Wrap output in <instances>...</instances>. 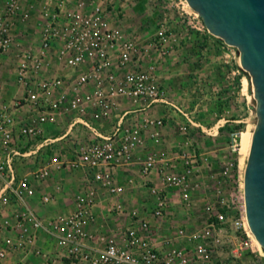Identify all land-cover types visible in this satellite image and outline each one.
Here are the masks:
<instances>
[{
  "label": "built area",
  "instance_id": "2783aa9c",
  "mask_svg": "<svg viewBox=\"0 0 264 264\" xmlns=\"http://www.w3.org/2000/svg\"><path fill=\"white\" fill-rule=\"evenodd\" d=\"M114 9L104 0H4L0 8V68L10 61L19 89L12 99L0 101V261L17 257L22 262L39 254L42 234L53 242L57 256L81 264H245L254 239L244 193L227 199L220 188L216 200L205 203L204 221L196 227L180 224L158 242L148 217L138 210L126 212L116 202L111 212L127 216L129 224L88 242L98 192L113 197L124 192L115 171L149 140L138 165L153 219L170 215L172 195L191 207L193 192L201 188L193 177L195 166L207 164L191 140L182 145L190 150L174 157L164 148L165 116H131L135 109L159 103L184 117L180 134L187 136L189 126H195L190 113L165 99L159 82L166 31L139 42ZM26 22L33 24L17 37L16 25ZM121 102L131 108L120 111ZM231 140L236 147L238 133L232 132ZM54 170L81 171L84 183L71 212L42 219L29 202L36 185ZM228 170L224 165L222 178ZM152 172L158 181L149 186ZM51 199L40 196L41 203ZM224 244L227 258L220 251Z\"/></svg>",
  "mask_w": 264,
  "mask_h": 264
},
{
  "label": "rangeland",
  "instance_id": "374dc122",
  "mask_svg": "<svg viewBox=\"0 0 264 264\" xmlns=\"http://www.w3.org/2000/svg\"><path fill=\"white\" fill-rule=\"evenodd\" d=\"M104 1L115 7L126 32L137 35L139 42L152 37L159 29L166 31V50L161 55L165 65L163 81L159 79L165 88V99L176 106L181 105L182 110L188 113L193 110L194 99H206L208 114L203 122V129L199 127L196 132L197 128L190 125L187 136L180 134L179 126L182 123L174 122V133L169 139L167 137V141L173 145L172 152L181 154L183 150H190L182 146L186 139L191 140L196 147V134L200 145V148H196L197 153H202L207 158L203 173L210 201L216 200L219 188L225 198L236 200L243 193V176L248 158L239 153L240 134L246 129H253L257 121L251 80L240 66L238 49L210 34L201 16L190 8L186 0ZM32 24L33 22H26L25 25L20 23V26L28 29ZM151 58H154V54ZM18 94L13 66L7 59L0 68V101L10 100ZM176 114L181 115L179 112ZM214 130L218 132L213 136ZM232 132L238 133L236 147H233L231 140ZM64 140L69 144L73 141L72 138ZM224 165L229 167L227 178L221 176ZM142 191L148 190L144 187ZM179 205L180 207H175L177 215L174 220L177 223L175 222L174 227L190 220V208ZM204 205L205 203L201 204L200 209ZM253 239L254 252H247L243 261H246L245 264H252L251 261L262 264L263 247L254 237ZM220 251L224 258L229 257V247L226 244ZM50 262L58 264L54 261H0V264H51ZM65 263L67 261L59 262Z\"/></svg>",
  "mask_w": 264,
  "mask_h": 264
},
{
  "label": "crops",
  "instance_id": "0c3cea01",
  "mask_svg": "<svg viewBox=\"0 0 264 264\" xmlns=\"http://www.w3.org/2000/svg\"><path fill=\"white\" fill-rule=\"evenodd\" d=\"M4 0H1L0 8L2 7ZM28 32L25 28H22L20 24L16 25L15 35L20 37L21 33ZM21 40V39H20ZM165 65L161 62L158 67V76L161 81L163 69ZM164 83V82H163ZM163 89H165L163 87ZM206 99H194L192 102V111L190 112L193 121L195 123V131L198 132V128L203 129V122L207 119L206 113ZM170 106V105H169ZM180 109H183L182 106H178ZM131 108L130 104L126 102H121L120 111ZM172 107L164 104H153L151 107L139 108L131 111L132 117H137L140 119L143 116L148 117H161L165 116V127L162 130V138L164 140V148L167 150L173 151L174 148L170 141H167L170 136L174 133V122H184V117L182 115L176 114L175 110H171ZM133 110V109H130ZM218 132L214 130L213 136ZM196 147L200 148L198 137L196 136ZM69 144V143H68ZM151 142L148 141V146L143 149H138L132 158V161L128 164L117 167L116 177L120 184L125 185L124 192L117 196L113 197L108 195L105 192H98L96 202L94 204L93 210L95 215V221L90 223L87 227L89 235L91 238H88V242L95 243L97 237L109 236L113 232L117 231L119 228L126 227L129 224V218L127 216H119L111 212V207L114 203L120 202L126 212L131 210H138L142 216L148 217L149 221L153 225V240L160 241L162 237L172 234L174 232V220L176 213V208L180 207L178 204L179 200L172 195L169 199V207L166 217L162 220H156L150 217L148 213V207L152 204V199L149 197L148 192H143V177L140 174L138 161L142 159L150 149ZM162 147V146H161ZM163 148V147H162ZM173 157L176 153L171 152ZM200 155L202 153H199ZM69 155V154H68ZM70 156V155H69ZM204 165L199 164L195 166V172L193 177L200 180L201 188L194 192L193 201L189 209V218L184 224L189 227H196L201 222L204 221V207L200 209L201 204L206 203L210 200V195L207 194L205 188L207 187V181L204 179L205 175L203 173ZM69 172V173H68ZM147 184L152 186L157 184L158 177L155 172H152L148 177ZM84 178L81 171L70 172L64 170H54L51 174V177L46 180L42 185H36L35 195L30 200V206L34 212L42 219H48L54 215L61 213H69L74 209V198L78 191L83 186ZM140 190V191H138ZM50 195L52 199L48 203H41V195ZM177 204V205H176ZM177 223V222H176ZM181 223H178V225ZM37 248L40 250V253H32L26 257L25 261H67L65 264H81L79 262L71 261L66 258H60L57 256V249L54 246L53 242L50 241L45 235L40 234L37 241ZM19 257V256H18ZM17 258V257H16ZM7 261H15V259ZM51 263V262H50ZM53 264V263H51Z\"/></svg>",
  "mask_w": 264,
  "mask_h": 264
},
{
  "label": "water",
  "instance_id": "95a60500",
  "mask_svg": "<svg viewBox=\"0 0 264 264\" xmlns=\"http://www.w3.org/2000/svg\"><path fill=\"white\" fill-rule=\"evenodd\" d=\"M213 36L239 51L248 73L257 121L251 137L243 193L248 226L264 251V0H186Z\"/></svg>",
  "mask_w": 264,
  "mask_h": 264
},
{
  "label": "bare ground",
  "instance_id": "6f19581e",
  "mask_svg": "<svg viewBox=\"0 0 264 264\" xmlns=\"http://www.w3.org/2000/svg\"><path fill=\"white\" fill-rule=\"evenodd\" d=\"M249 126V125H248ZM253 126V125H252ZM254 129V128H253ZM253 129H246L244 131L241 132L240 134V145H239V153L242 156H246L248 157L249 155V151H250V145H251V137H252V131ZM241 156V157H242ZM244 160V159H243ZM241 162V161H240ZM242 163V162H241ZM242 165V164H241ZM247 228L249 230V233L254 237V235L252 234V232L249 229L248 226V222H247ZM255 238V237H254ZM256 239V238H255ZM256 241L258 242L259 245H261V243L256 239ZM263 247V246H262Z\"/></svg>",
  "mask_w": 264,
  "mask_h": 264
},
{
  "label": "trees",
  "instance_id": "16d2710c",
  "mask_svg": "<svg viewBox=\"0 0 264 264\" xmlns=\"http://www.w3.org/2000/svg\"><path fill=\"white\" fill-rule=\"evenodd\" d=\"M246 74V73H245ZM238 140H239V137H238Z\"/></svg>",
  "mask_w": 264,
  "mask_h": 264
}]
</instances>
